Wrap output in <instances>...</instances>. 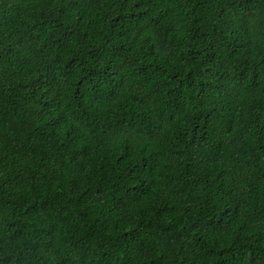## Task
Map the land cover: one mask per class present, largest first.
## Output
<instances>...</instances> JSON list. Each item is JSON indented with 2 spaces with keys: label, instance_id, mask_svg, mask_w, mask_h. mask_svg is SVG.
<instances>
[{
  "label": "trees",
  "instance_id": "trees-1",
  "mask_svg": "<svg viewBox=\"0 0 264 264\" xmlns=\"http://www.w3.org/2000/svg\"><path fill=\"white\" fill-rule=\"evenodd\" d=\"M0 264H264V0H0Z\"/></svg>",
  "mask_w": 264,
  "mask_h": 264
}]
</instances>
